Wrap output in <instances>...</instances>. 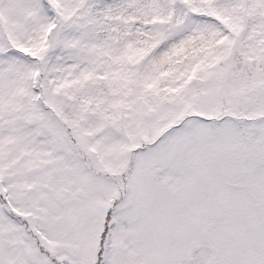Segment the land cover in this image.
<instances>
[{
    "label": "snow or ice",
    "instance_id": "snow-or-ice-1",
    "mask_svg": "<svg viewBox=\"0 0 264 264\" xmlns=\"http://www.w3.org/2000/svg\"><path fill=\"white\" fill-rule=\"evenodd\" d=\"M0 264H264V0H0Z\"/></svg>",
    "mask_w": 264,
    "mask_h": 264
}]
</instances>
